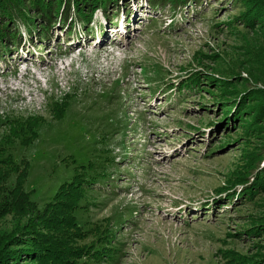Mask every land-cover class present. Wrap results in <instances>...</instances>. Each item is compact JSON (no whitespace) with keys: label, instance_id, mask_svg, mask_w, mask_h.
Segmentation results:
<instances>
[{"label":"rangeland","instance_id":"obj_1","mask_svg":"<svg viewBox=\"0 0 264 264\" xmlns=\"http://www.w3.org/2000/svg\"><path fill=\"white\" fill-rule=\"evenodd\" d=\"M150 5L114 0L87 30L20 25L0 46V136L37 121L0 195L19 185L43 209L93 160L110 178L80 194L81 237L63 243L94 253L79 264H264V17L244 0ZM30 218L0 216V264H41L3 261Z\"/></svg>","mask_w":264,"mask_h":264},{"label":"trees","instance_id":"obj_2","mask_svg":"<svg viewBox=\"0 0 264 264\" xmlns=\"http://www.w3.org/2000/svg\"><path fill=\"white\" fill-rule=\"evenodd\" d=\"M146 1L148 5L152 4L150 8L161 9L167 6L174 11L184 9L188 6L197 9L198 2H201V0ZM244 1L250 7L249 12L251 14L255 12V21L259 20L261 16L264 17V0ZM113 2L114 0H0V46H6V48L13 47L14 45L20 46L21 40L17 36V33L21 31L20 25L26 26V29L28 31L31 30V33H33L37 29V24L40 26L46 25L54 27L59 24L60 19L64 24L70 21L68 25H72V22L76 25L80 23L83 29L87 30L93 24L94 17L100 10L109 19L108 10L111 8ZM251 14L249 13L248 16ZM12 24L15 25L14 31L10 30ZM11 36L13 37L11 38ZM55 104L62 105V103L58 102ZM53 106L56 108L55 105ZM242 110L245 112L246 107L243 106ZM260 114L259 111L257 117L260 118ZM8 119H13L15 122L9 123V129L4 131L2 136H0V171L2 170L4 173L5 170L2 169L3 167L10 166L16 168V166L20 165L19 160L11 155L14 149V143L18 140L24 144L34 138L37 132L36 128L31 124L34 118L29 117L27 119L16 120L14 117H9ZM7 122L4 121L2 124ZM262 129L264 127L258 129V131ZM95 162L91 160L86 164L77 165L76 169L79 170L77 175L70 181L62 184L52 200L43 209H39L37 203L32 200L33 193H25L19 185H15L14 188L0 195V216L13 211L15 208L27 212L31 216L24 227L25 230H28L27 228L29 227L30 233L24 235L26 236L24 238L16 237L13 240L15 246L20 249L17 252L11 251L4 254L3 261L13 259L16 263L19 258L26 257L41 264H79L84 258H92L94 256V253L91 251H82L80 248L67 252L63 243L66 241L69 233L75 235L77 238L81 237L80 231L76 227L77 221L74 220L76 213L80 209L79 205L81 204L79 201L81 200V192H85L89 188L92 189V186L95 187L96 185L103 184L106 179L110 178L107 174L108 169L98 167ZM7 181L6 175H1L0 188ZM34 222H36V225ZM40 224L44 227V232L53 231V234L59 235V237H56L60 240L58 246L45 240L42 241L45 245L40 243V236L36 232V229L41 227ZM38 230L40 232V228ZM106 241H109V239H106ZM106 241H104L105 247ZM101 250L98 252L101 257L99 256L100 258L97 257L96 259L104 258V255H102L104 253ZM240 263L238 261V264Z\"/></svg>","mask_w":264,"mask_h":264},{"label":"bare ground","instance_id":"obj_3","mask_svg":"<svg viewBox=\"0 0 264 264\" xmlns=\"http://www.w3.org/2000/svg\"><path fill=\"white\" fill-rule=\"evenodd\" d=\"M127 1H129V0H127Z\"/></svg>","mask_w":264,"mask_h":264}]
</instances>
